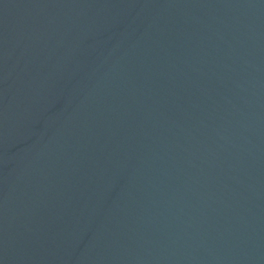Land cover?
Returning a JSON list of instances; mask_svg holds the SVG:
<instances>
[{"label":"water","instance_id":"1","mask_svg":"<svg viewBox=\"0 0 264 264\" xmlns=\"http://www.w3.org/2000/svg\"><path fill=\"white\" fill-rule=\"evenodd\" d=\"M0 264H264V0H0Z\"/></svg>","mask_w":264,"mask_h":264}]
</instances>
